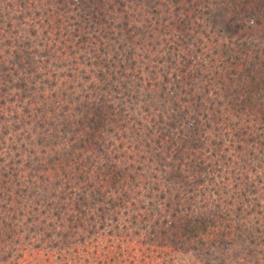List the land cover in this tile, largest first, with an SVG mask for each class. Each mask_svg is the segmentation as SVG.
<instances>
[{"label":"trees","instance_id":"trees-1","mask_svg":"<svg viewBox=\"0 0 264 264\" xmlns=\"http://www.w3.org/2000/svg\"><path fill=\"white\" fill-rule=\"evenodd\" d=\"M0 264H264V0H0Z\"/></svg>","mask_w":264,"mask_h":264},{"label":"rangeland","instance_id":"rangeland-1","mask_svg":"<svg viewBox=\"0 0 264 264\" xmlns=\"http://www.w3.org/2000/svg\"><path fill=\"white\" fill-rule=\"evenodd\" d=\"M212 23L217 28L222 29L225 34L232 33V26L226 9L216 11L212 17Z\"/></svg>","mask_w":264,"mask_h":264}]
</instances>
